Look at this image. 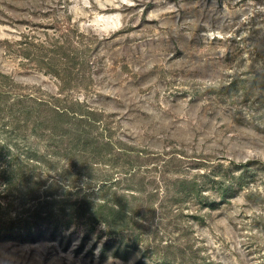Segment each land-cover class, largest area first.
Segmentation results:
<instances>
[{
  "label": "trees",
  "instance_id": "1",
  "mask_svg": "<svg viewBox=\"0 0 264 264\" xmlns=\"http://www.w3.org/2000/svg\"><path fill=\"white\" fill-rule=\"evenodd\" d=\"M243 22L235 36L214 37L226 44L225 69L192 94L202 95L207 108L223 107L233 125L264 135V6ZM58 31L47 40L30 32L4 40L56 77L59 89L46 96L27 92L0 70V237L36 242L76 225L87 244L100 225L113 240L103 252L119 242L142 248L156 264H219L192 223H205L208 213L241 193L257 208L238 222L242 235L252 244L264 236L262 162L146 151L117 137L104 111L74 95L90 89L95 41L71 25ZM98 167L108 172L96 178L98 187L89 186ZM76 179L88 185L77 186Z\"/></svg>",
  "mask_w": 264,
  "mask_h": 264
},
{
  "label": "rangeland",
  "instance_id": "2",
  "mask_svg": "<svg viewBox=\"0 0 264 264\" xmlns=\"http://www.w3.org/2000/svg\"><path fill=\"white\" fill-rule=\"evenodd\" d=\"M262 6L264 0H0V70L24 91L56 94V77L16 55L4 40L28 32L47 40L59 36L60 25H71L95 41L89 51L90 89L74 95L104 111V122L117 137L146 151L264 164L261 132L233 125L223 107L207 108L202 95L192 94L193 87L216 80L225 69L226 44L214 37L235 36ZM106 170L96 168L89 186L98 187L96 178ZM248 202L241 193L208 213L204 225L192 223L219 264H264V236L252 244L238 226L257 210ZM83 234L74 225L64 235L49 232L36 242L0 237V264H156L142 248L119 242L103 252L113 241L103 226L87 244Z\"/></svg>",
  "mask_w": 264,
  "mask_h": 264
}]
</instances>
